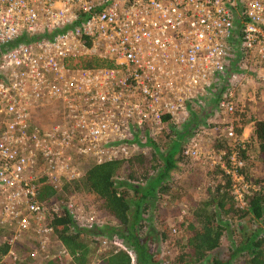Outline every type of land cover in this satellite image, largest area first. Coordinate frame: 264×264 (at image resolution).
Returning <instances> with one entry per match:
<instances>
[{"label":"built area","instance_id":"obj_1","mask_svg":"<svg viewBox=\"0 0 264 264\" xmlns=\"http://www.w3.org/2000/svg\"><path fill=\"white\" fill-rule=\"evenodd\" d=\"M87 56L113 64H70ZM236 60L264 67V0H0V230L9 227L11 263L23 233L36 232L42 247L51 232L40 177L59 190L82 175L77 156L100 163L136 153L156 127L184 122L197 89L219 83L216 108L232 115ZM227 134L228 151L211 163L242 205L255 186L239 172L244 138L231 125Z\"/></svg>","mask_w":264,"mask_h":264},{"label":"trees","instance_id":"obj_2","mask_svg":"<svg viewBox=\"0 0 264 264\" xmlns=\"http://www.w3.org/2000/svg\"><path fill=\"white\" fill-rule=\"evenodd\" d=\"M42 37L48 35L41 33L36 37L22 36L18 41ZM70 64L84 68L110 67L113 63L87 56L71 61ZM247 123L252 124V130L248 142L245 141V148L238 151V157L243 163L239 172L246 181L248 178L244 174V164L249 161V143L256 148L257 159L264 165V119L258 120L249 113L247 118H242V126L235 129L236 135L241 134L242 127ZM188 124H183L178 130L171 126L174 135L170 136L165 149L162 152L154 150L161 165L151 164L141 153H132L123 159L100 163L91 161L83 169L76 183L91 197L93 219L116 221L113 226L96 227L98 233L118 245L96 255L95 264H166L162 263L155 252L153 239L157 233L161 241H165L167 225L161 219L162 223H156L160 231L156 232L150 222L158 210V201L169 198L168 184L164 179L168 178V173L175 169L182 156L180 139L189 134L193 123ZM174 144L178 145V152L174 151ZM227 154L224 155L225 162ZM213 173L219 175V179L208 189L211 190L200 205L178 225L183 247L167 264H264V177H256L249 183L255 189L248 188V192L243 194L244 203L240 205L231 190V177L217 165ZM37 182V198L49 209L44 226L50 228L61 246L64 260H67L51 258L41 264H88L92 253L89 243L85 241V229L75 223L65 205L59 204L61 198L57 190L45 177H40ZM156 215L155 219L159 217ZM225 232L230 242L228 251L223 257L214 256L212 251L218 247ZM8 247L6 242H0V264H10L11 259L5 256ZM130 252L133 253V259ZM240 257L245 258L240 260Z\"/></svg>","mask_w":264,"mask_h":264},{"label":"rangeland","instance_id":"obj_3","mask_svg":"<svg viewBox=\"0 0 264 264\" xmlns=\"http://www.w3.org/2000/svg\"><path fill=\"white\" fill-rule=\"evenodd\" d=\"M229 66L239 73L238 81L235 83L234 87V89L238 90V94L239 89L264 88L261 84V80L256 79V77L254 78L252 75L251 67L254 66L252 61L246 62L236 60L230 63ZM249 76L255 80H259V84H254L255 81H249ZM254 98L255 102H247L244 104L237 102L239 101L237 100L235 104L236 112L232 115L225 114L221 110L215 108L213 115L209 117H201L199 114L201 110L203 111L202 104L205 105L203 101L199 103V106L188 103L186 116L189 117V114H192L194 117L191 127L192 130L189 132L187 139L181 142L180 154H182V156L180 160L177 161V163H180L178 169H172L168 173V177L172 179L170 180V185H168L167 190L169 198L165 197L166 200L158 201V210L152 215L153 218L150 222L153 226V230L155 229L157 232L160 231V228L156 223L159 224L161 219H163L162 222L164 221L169 231V233L167 231L165 234V241H161L160 235L157 233H155L156 235L153 239L154 250L158 253L162 263H169L170 259L182 249L183 238L178 225L185 219V216L190 215L193 209L200 205L211 190L208 191V189L212 188L220 177L213 173L216 166L211 163V159L216 160L218 158V152L228 151V147L233 141L227 134L228 126L231 125L232 131L236 135L235 129L242 126V118H247L249 113H252L254 117V110L252 107L256 106L258 111H261L262 105L259 104V102L264 101L262 95L259 93L255 94ZM245 99L247 98L245 97ZM245 99H243V101ZM250 103H252V105H250ZM171 126H173V129L178 130L182 124H164L161 127H156V129H154V138L150 140L147 139L146 141H149V143H146L144 140L138 141V143H136L137 145L133 147V151L141 153L146 159L150 160L151 164L161 165V160L154 150L162 152L165 149L170 140V136L174 135L172 134L174 132ZM242 128L241 134L236 135V139L244 138V140L248 142V135L251 130L246 125ZM195 133L196 135L194 136ZM192 136H194V140L191 142L188 138ZM152 145L154 146L152 147ZM191 146H194V148H191ZM173 149L178 152V145L174 144ZM189 149H196L201 158L195 159L186 156L183 151ZM247 156L249 161L244 164V174L248 178L247 182L251 183L256 177H264V165L257 159L256 148L251 143H249L247 148ZM72 161L75 162V165L77 164V172L81 173L87 163L93 161V159L77 156V158ZM80 177L69 181H62L61 187L57 190V193L61 198L59 204L65 205L75 223H77L79 227L85 229V236H87L85 237V241L89 243L92 253L88 264H95L96 255L106 252L111 246H117V242H111L105 235L98 233L96 227L102 228L104 225L113 226L116 224V221L114 219H103L98 221L93 219L91 197L81 185L76 183L80 180ZM156 214H158L159 217L155 219V217H157ZM154 225H156V227H154ZM8 228L9 227H7V229ZM7 229L0 230V242H5L9 237L10 231ZM44 238L43 246L41 247L38 242L40 238L37 237L36 232L32 233L29 230L23 233L21 239L17 240L13 245L14 254L18 260L15 264H41L44 260L51 258L64 260L61 246L58 244L54 235L50 232L47 233ZM229 243V237L227 236V232H225L220 238L218 247L212 251V254L217 257L225 256L229 248ZM244 258L245 257H240L239 259L243 260ZM64 261L67 262V260ZM10 264H13L11 260Z\"/></svg>","mask_w":264,"mask_h":264},{"label":"crops","instance_id":"obj_4","mask_svg":"<svg viewBox=\"0 0 264 264\" xmlns=\"http://www.w3.org/2000/svg\"><path fill=\"white\" fill-rule=\"evenodd\" d=\"M251 69H252L251 72H252V75L254 76V78L256 77V79H260L262 86H264V67L259 66V65H254L251 67ZM249 81H251V82L255 81L254 84H259V82H258L259 80H255L251 76H249ZM215 85L216 84L212 83L211 87H214ZM218 86H219V89H206V93H203V94L198 93L199 92L198 89L192 93V96H195V97L193 99H191L188 103H193L197 106H199V103L201 101H203L205 103V105L202 104L203 105V107H202L203 111L201 110L199 113L201 115V117H206V116L209 117V116L213 115L215 108H216V100H217L216 98H218V96L220 95V93L222 91L219 83H218ZM196 93H198V94H196ZM258 93L260 95H262V98L264 100V88H261V89H239V94H238L237 89H233L234 102H235V104H236L237 100H239L237 102H241L243 104L247 103V102H255L254 96H255V94H258ZM236 94H237V96H236ZM245 97L247 99H245ZM243 99H245L246 101L245 100L243 101ZM259 104L262 105L261 111H258V108L256 106L252 107V109L254 110V117L258 120L264 119V101H260ZM250 105H252V103H250ZM193 119H194V117L192 116V114H189V117L184 116V122L182 123V125L183 124L189 125L188 123H190V122L192 123ZM246 126H248L250 130H252V124L251 123H247ZM191 130H192V128L190 129V131ZM243 135L245 136L244 133H243ZM187 136H188V134H187ZM187 136L180 139V142L185 141L187 139ZM136 153H138V151H136ZM179 165H180V163H177L175 168L178 169ZM170 180H172L171 177L164 179V181L167 182L168 185H170ZM140 184H142V182Z\"/></svg>","mask_w":264,"mask_h":264}]
</instances>
